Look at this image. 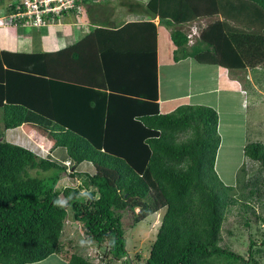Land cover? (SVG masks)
Returning <instances> with one entry per match:
<instances>
[{
  "label": "trees",
  "instance_id": "trees-1",
  "mask_svg": "<svg viewBox=\"0 0 264 264\" xmlns=\"http://www.w3.org/2000/svg\"><path fill=\"white\" fill-rule=\"evenodd\" d=\"M17 2L4 15L14 13ZM146 2L121 0L126 14L144 19L126 24H112L110 9L95 4L103 18L97 28L71 50L21 55L26 72L6 68L1 54L7 52H0L3 129L27 125L54 143L41 158L0 141V264H38L59 253L70 216L101 250L97 264H131L123 219L137 209L136 225L165 212L145 264H264V216H256L251 204L242 205L255 216H243L250 229L248 257L223 244L227 208L239 202L236 188L225 185L215 170L222 142L218 111L203 105L160 111L158 27L153 22L158 18L170 29L176 62L192 58L201 65L256 70L264 67V0ZM4 5L0 0V8ZM212 6L216 14L198 13ZM218 12L240 21L242 29L217 22L191 44L182 25ZM70 56L92 63L94 72H54L55 64ZM7 61L11 66L17 62ZM126 66L129 72H122ZM245 155L264 168L263 144L247 145ZM84 163L96 170L85 178L91 198L81 189L60 191L64 176L79 177ZM259 185L252 183L249 195L263 203L264 212ZM62 197L68 205L54 206ZM69 264L94 262L75 253Z\"/></svg>",
  "mask_w": 264,
  "mask_h": 264
},
{
  "label": "rangeland",
  "instance_id": "rangeland-1",
  "mask_svg": "<svg viewBox=\"0 0 264 264\" xmlns=\"http://www.w3.org/2000/svg\"><path fill=\"white\" fill-rule=\"evenodd\" d=\"M15 1L16 0H5V5L9 6ZM120 3L121 0H113L110 3L102 2L98 5L108 4L104 7L102 6L104 9H107L110 4V10H113V8L115 9L113 10L116 14L115 18H119L120 12L118 10L125 13L127 12L126 9L120 6ZM95 4L96 3H92V5ZM1 16H3V14H1ZM209 23L210 21H200L196 25L185 28V31L191 37L192 44H194L196 39L200 36L202 28L206 27ZM1 27H5V25L0 24V28ZM173 74L175 75L176 73L173 72ZM184 74L187 73H183L182 75ZM253 75H255L257 83L251 86L250 89L246 83L248 93L246 99L242 98L241 102L236 103L235 100H231L226 103L227 107H223L219 110L221 113L222 125L221 132L219 125V132L222 137V144L218 152L215 166L220 180L225 185L236 188L233 194L239 202L234 205L230 204L227 208L226 221L223 224L222 231L223 244L231 246L233 250L243 254L245 257H248L250 229L246 227L245 218L243 216L247 215L250 219H255V216L252 213L250 214V212L245 213L242 209L243 203L251 204L255 210L256 216H264L263 203H261L258 198H251L249 195L252 189V183L259 181L260 188L264 189V168H262L259 163L248 159L245 155V147L247 145L253 143L264 145V72H254ZM259 80L261 81L258 82ZM204 102L205 101H202L205 105ZM206 102L208 103L209 100ZM1 117L2 114L0 113V141H8L16 145H21L32 150L41 158L49 155L50 149L53 148L54 143L50 142L47 137L42 134L39 135V132L31 127L30 130L27 127H23L17 128L16 131H6L3 129ZM22 132L24 134H22ZM13 136L17 138V140H15ZM19 138L23 139V141ZM77 171H81L82 173L77 178L64 176V179L59 183L58 189L60 191L66 188H73L81 189L80 191L84 192L89 189L85 185V183H87L85 178L87 174H94L96 172L95 168L91 164L84 163L78 167ZM62 198L65 199V197ZM139 211L140 210L137 209L135 213L131 211L126 212L123 219V223L127 229V248L131 256V264H145V260L150 253V246L157 237L159 226L165 213L162 210L159 214H155L154 216L150 215L144 221L136 225L134 218ZM65 226L60 242V252L38 264H69V258L75 253L88 256L93 260L94 264L99 263L102 252L95 243L87 239L85 234L86 229L83 224L76 222L73 216H70ZM81 241H85L86 243L82 245ZM137 256H142V258L138 259Z\"/></svg>",
  "mask_w": 264,
  "mask_h": 264
},
{
  "label": "crops",
  "instance_id": "crops-1",
  "mask_svg": "<svg viewBox=\"0 0 264 264\" xmlns=\"http://www.w3.org/2000/svg\"><path fill=\"white\" fill-rule=\"evenodd\" d=\"M146 3H148V0ZM106 5L108 4L99 6L104 7ZM9 6H2L0 8V15H4V13L8 11L7 7ZM99 6H90V13L87 10V12H84L82 14H68L63 20H61L60 23H57L51 27L32 29H19L15 26L1 27L0 52H7L5 54H1L3 62L5 61V67H8L9 69H12L15 72L19 73L26 72L27 67L25 66L24 57H21V55H38L44 53H57L68 49L71 50L73 46L84 40L86 36L91 32V30L98 27L96 25V22H98L99 18H102V12L99 11ZM110 6L111 5L109 4L108 9L111 8ZM211 9H214V6L210 7V9L201 7L198 13L209 14L210 12H214L216 14L215 10ZM108 11V13H110L109 21L112 22V24H116L118 22H123L126 24L129 22L144 20L142 17H139L135 14H126L125 12H121L120 10H118L120 12V17L115 18V12L113 10ZM200 21H210V23L206 27L202 28L198 39L201 38V34L203 33V31H205V29H207L211 25L216 24L217 22L228 23L230 25L236 26L238 29H242L238 26L240 25V21L239 23L231 21L229 17L218 12V15H213L212 17H200L189 24L182 25L184 26L183 30L185 31L186 27L196 25ZM154 23L158 27V103L162 114H170L177 108L184 105H207L209 107L215 108L220 115L221 113L219 110L223 107H227V102L235 100L236 103L241 102L242 98L246 99V96L248 95L247 84L248 88L250 89L251 86L257 83L255 75H253L254 72H264V67H259L256 70L247 69L245 71H234L233 69H229L231 67H226L227 65H201L199 62L192 58L176 62L174 58L176 46L172 41L170 29L165 26H161L159 19H157ZM110 26L112 25H109V27ZM224 32L226 33L225 28ZM198 39H196V41ZM116 41L118 43H123L119 39H116ZM7 59L17 62H14V66H11L8 64ZM38 65L39 69L44 67L40 62V59L38 60ZM91 65L92 63H89L88 61H85V64H81L77 60L72 59V56H70V58L67 60L60 59L54 66V72H61L62 75H67V72H94L91 68ZM127 67L128 66L124 67V70L122 72H129L126 70ZM41 70L43 71L44 68ZM173 72H175L176 74L174 75ZM181 72L187 74L182 75L183 73ZM260 81L261 80H259L258 82ZM207 100H209L208 103L206 102ZM202 101H205V105L202 103ZM219 125L221 132V115ZM23 127L29 128V126L27 125L19 128ZM16 130L17 129H13V131ZM22 134L24 133L22 132ZM13 138L17 140V138H15L14 136ZM19 139L23 141V139Z\"/></svg>",
  "mask_w": 264,
  "mask_h": 264
},
{
  "label": "built area",
  "instance_id": "built-area-1",
  "mask_svg": "<svg viewBox=\"0 0 264 264\" xmlns=\"http://www.w3.org/2000/svg\"><path fill=\"white\" fill-rule=\"evenodd\" d=\"M15 12L0 15V24L17 26V22L25 19L23 28L50 27L60 23L64 14H82L86 12V4H100L113 0H17ZM70 165V163H68Z\"/></svg>",
  "mask_w": 264,
  "mask_h": 264
},
{
  "label": "clouds",
  "instance_id": "clouds-1",
  "mask_svg": "<svg viewBox=\"0 0 264 264\" xmlns=\"http://www.w3.org/2000/svg\"><path fill=\"white\" fill-rule=\"evenodd\" d=\"M158 19V18H157ZM157 19H155L153 22H155ZM185 106V105H184ZM187 106V105H186ZM189 106H191V105H189ZM22 127V126H21ZM19 128V127H18ZM30 128V127H29ZM17 129V128H16ZM31 129V128H30ZM13 130V129H12ZM8 131H10V130H8ZM40 135V134H39ZM222 138V137H221ZM52 142V141H51ZM221 144H222V142H221ZM21 146V145H20ZM28 149V148H27ZM52 149V148H51ZM51 149H50V151H51ZM30 150V149H29ZM32 151V150H31ZM35 153V152H34ZM50 153V152H49ZM42 158H47V157H42ZM67 163H69V162H67ZM81 195H83V196H85V197H88V198H91L90 197V194L87 192V191H84V192H82L81 193ZM99 197L97 196V199H98ZM68 205V201L67 200H65V199H63V198H58L57 200H55L54 201V206H57V207H60V208H64V207H66ZM84 243H86L85 241H81V244L83 245Z\"/></svg>",
  "mask_w": 264,
  "mask_h": 264
}]
</instances>
